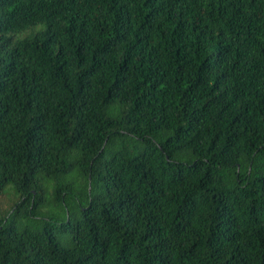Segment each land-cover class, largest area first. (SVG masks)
<instances>
[{
	"label": "trees",
	"instance_id": "1",
	"mask_svg": "<svg viewBox=\"0 0 264 264\" xmlns=\"http://www.w3.org/2000/svg\"><path fill=\"white\" fill-rule=\"evenodd\" d=\"M0 213V264H264V0H0Z\"/></svg>",
	"mask_w": 264,
	"mask_h": 264
},
{
	"label": "rangeland",
	"instance_id": "2",
	"mask_svg": "<svg viewBox=\"0 0 264 264\" xmlns=\"http://www.w3.org/2000/svg\"><path fill=\"white\" fill-rule=\"evenodd\" d=\"M10 186V185H9ZM8 188V187H7ZM9 188L7 189V194H6V197H8V198H10V199H12V197H13V195L12 194H10L9 193ZM18 198V197H17ZM15 199L13 198V201H14ZM16 201V200H15ZM2 214L0 213V216H1ZM36 219L35 218H26V217H20L19 219H18V222H17V226L20 228V227H23V226H25V225H28V224H30V223H33L34 221H35Z\"/></svg>",
	"mask_w": 264,
	"mask_h": 264
}]
</instances>
